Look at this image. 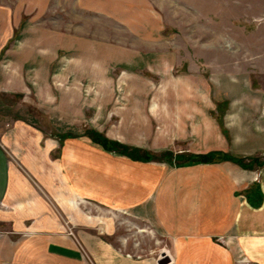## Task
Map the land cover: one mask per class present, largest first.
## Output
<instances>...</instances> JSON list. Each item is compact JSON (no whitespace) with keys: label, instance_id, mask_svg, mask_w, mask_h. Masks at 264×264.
<instances>
[{"label":"rangeland","instance_id":"374dc122","mask_svg":"<svg viewBox=\"0 0 264 264\" xmlns=\"http://www.w3.org/2000/svg\"><path fill=\"white\" fill-rule=\"evenodd\" d=\"M151 2L158 4L157 9L122 5L128 18H118L114 11L70 9L71 0H0L2 136L12 137L14 131L52 136L58 135L57 130L68 131L72 137L89 139L110 154L123 156L85 134L95 123L105 125L107 131L120 133L127 141L135 138L144 143L138 148L152 152L151 159L125 155L126 160L142 162L143 173L149 172L151 164L175 170L179 161L193 154L197 147L183 140L173 144L171 139L159 140V151H151L156 140L148 137L152 126L148 107L136 99L164 98L159 91L148 90V84L152 88L158 83L181 84L173 93L183 104L174 110L181 111L182 120L192 121L202 109L194 100L203 98L204 91L207 125L221 127L219 116L224 108L213 106L214 86L225 88L235 76L247 74L264 83V0ZM151 16L157 18L159 32L145 42L154 29ZM75 30L78 54L71 58L67 50L56 49L69 45V34ZM87 71L90 76L83 75ZM56 116L71 123H58ZM162 119L164 123L165 115ZM165 141L171 146L161 145ZM58 142L57 157L63 138ZM165 151L172 155L165 156ZM176 154L182 157L174 158ZM72 199L73 212L57 207L66 228L102 232L127 255L153 264H166L169 258L164 252L168 250L170 259L174 257L166 236L139 218L132 207L111 208ZM83 256L87 258L84 252Z\"/></svg>","mask_w":264,"mask_h":264},{"label":"crops","instance_id":"0c3cea01","mask_svg":"<svg viewBox=\"0 0 264 264\" xmlns=\"http://www.w3.org/2000/svg\"><path fill=\"white\" fill-rule=\"evenodd\" d=\"M151 1L71 0L70 9L108 10L128 18L122 5L157 9ZM151 19L154 29L145 42L159 32L157 18ZM69 35V45L56 50H67L74 58L77 30ZM230 82L225 88L214 86L213 106L224 108L223 115L219 113L221 127L207 125L204 91L203 98L194 100L202 109L192 121L182 120L181 111L174 110L183 104L173 93L181 84L158 83L153 88L148 84V90L159 91L164 98L136 100L148 107L152 124L148 137L156 140L151 151H159V140L171 139L173 144L183 140L197 147L192 150L195 155L225 152L244 165L215 159L195 162L189 154L175 170L151 164L149 172L143 173L142 162L114 156L83 137H64L57 157L59 135L68 131L57 130L55 136L0 133V264H89V260L92 264H153L127 255L102 232L66 228L56 212L57 207L73 212L72 197L111 208L132 207L139 218L166 236L173 264H235L239 255L264 264V83L255 82L250 74ZM56 118L58 123H71L66 117ZM91 127L109 139L144 147L135 138L127 141L124 135L107 131L105 125ZM253 157L259 162L250 161Z\"/></svg>","mask_w":264,"mask_h":264},{"label":"trees","instance_id":"16d2710c","mask_svg":"<svg viewBox=\"0 0 264 264\" xmlns=\"http://www.w3.org/2000/svg\"><path fill=\"white\" fill-rule=\"evenodd\" d=\"M85 134L88 135L93 141L101 144L104 148L111 150V151H115L119 154L126 155V156H129L131 158H135V159L141 158L143 156L146 159L152 158L151 152L146 151V150H141L138 147L128 146V145L123 144L121 142H118L116 140H111L95 129H90V131H86ZM59 136H60V138H64L67 136H73V134L72 133H63V134H60ZM139 153L141 156L139 155ZM163 154L165 156H168V155L170 156V155H172V152L171 151H165ZM212 156H213V160L215 159L217 161L230 160V161L236 162V163L241 164V165L245 164L242 160L234 158L225 152L224 153L223 152H210L206 155L192 154V155H190V158L192 161H195V162H197V161H209V160H211ZM177 157H182V154H179V155L176 154L174 156V158H177ZM250 161L259 162L258 158H256V157L251 158ZM261 163H263V162H261Z\"/></svg>","mask_w":264,"mask_h":264},{"label":"built area","instance_id":"2783aa9c","mask_svg":"<svg viewBox=\"0 0 264 264\" xmlns=\"http://www.w3.org/2000/svg\"><path fill=\"white\" fill-rule=\"evenodd\" d=\"M168 257L169 261L166 264H171L173 263L172 260L170 259V252L168 250V253L164 252V257ZM236 264H256L255 262L248 260L245 256L243 255H239L236 259H235Z\"/></svg>","mask_w":264,"mask_h":264},{"label":"bare ground","instance_id":"6f19581e","mask_svg":"<svg viewBox=\"0 0 264 264\" xmlns=\"http://www.w3.org/2000/svg\"><path fill=\"white\" fill-rule=\"evenodd\" d=\"M168 253V252H167ZM172 259V258H171Z\"/></svg>","mask_w":264,"mask_h":264}]
</instances>
